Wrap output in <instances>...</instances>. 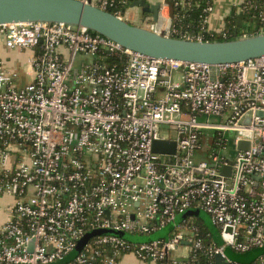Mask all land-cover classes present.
Here are the masks:
<instances>
[{"label":"built area","instance_id":"obj_1","mask_svg":"<svg viewBox=\"0 0 264 264\" xmlns=\"http://www.w3.org/2000/svg\"><path fill=\"white\" fill-rule=\"evenodd\" d=\"M212 10L204 8L205 25ZM145 28L202 40L177 31L171 19ZM0 39L30 51L24 85L0 61V195L13 197L0 227V264H120L125 253L182 264L202 248L199 228L185 219L167 238L145 242L94 235L66 259L89 231L150 235L191 208L218 229L222 244L205 250L214 259L241 264L224 248L264 246V55L219 65L152 58L64 22L2 24ZM155 140L174 141V153L153 151ZM241 140L249 147L237 150L223 175V151ZM250 264H264V254Z\"/></svg>","mask_w":264,"mask_h":264},{"label":"water","instance_id":"obj_2","mask_svg":"<svg viewBox=\"0 0 264 264\" xmlns=\"http://www.w3.org/2000/svg\"><path fill=\"white\" fill-rule=\"evenodd\" d=\"M131 5L141 7L142 11L151 13L154 22L158 21L159 9L161 6L160 2L149 4L146 0H135ZM35 21L64 22L84 26L93 32L104 35L120 43L123 47L140 52L152 58L219 65L236 63L264 55V33L222 41L188 40L166 36L143 26L131 24L109 11L80 0H0V25L12 22ZM242 21L243 17H238L235 29L242 26ZM246 122H248V119ZM230 136H232V134ZM248 147L249 141L241 140L237 142L235 148L231 145L226 151H223L222 154L229 159L228 164L221 170L223 175L230 174V165L233 162L237 150H245ZM152 148L153 151L158 153L172 154L175 151V142L169 140H155ZM203 214L210 220L209 216L200 209H187L176 217L174 223L167 225L159 232H155L147 237L110 229H95L89 231L79 240L66 260L73 258L81 250L83 245L86 244L92 236L97 234H114L136 242L167 238L173 225L179 223L186 216L200 218L209 228L211 234L214 235L213 230L207 225L205 218L202 217ZM213 227L215 226L213 225ZM214 239L216 244H222L219 232L218 240L215 236ZM253 249L255 250L244 257L242 261L233 258L230 260L241 264H250L260 255L264 254V246L252 248L245 252H250ZM214 264L229 263L225 262L221 256L216 255Z\"/></svg>","mask_w":264,"mask_h":264},{"label":"trees","instance_id":"obj_3","mask_svg":"<svg viewBox=\"0 0 264 264\" xmlns=\"http://www.w3.org/2000/svg\"><path fill=\"white\" fill-rule=\"evenodd\" d=\"M133 1L135 0H114L115 6L108 8L107 11L111 13H115L116 11L124 13ZM164 1L169 9L171 24L177 31L180 33H189L191 35H202V40L205 41H222L240 38L245 32L248 33V36H251L257 34V29L264 24V0H234L235 2H240L238 4L239 6L233 4L230 14L226 17L224 29L219 32L208 31L203 21L206 15L204 8L208 4L212 5L214 0H182V3H180L181 0ZM237 8H240L238 12ZM240 16L243 17L242 22H251L254 25L253 30L250 31L251 28H246L244 25L235 29L237 19ZM172 37L177 36L172 35ZM107 57H109L107 59L109 62L117 61L112 55H107ZM216 141H218L216 133L208 137L210 150L216 148ZM184 219L188 223L194 222L199 228L202 235V248L192 251L189 255V259L182 261V264H205L212 262L214 258L209 256L205 250L208 246H211L213 242L216 244L214 235L211 234L209 228L200 218L186 216ZM147 236L149 235H144V237Z\"/></svg>","mask_w":264,"mask_h":264},{"label":"crops","instance_id":"obj_4","mask_svg":"<svg viewBox=\"0 0 264 264\" xmlns=\"http://www.w3.org/2000/svg\"><path fill=\"white\" fill-rule=\"evenodd\" d=\"M149 4H154L156 2L163 3L164 0H146ZM234 0H214L213 1V10L210 13L206 25V29L208 31H215L219 32L224 29L226 17L230 14L231 8L234 4ZM166 12V13H165ZM166 14V15H165ZM123 19L127 22L143 26L151 23H158L162 25H166L168 23L169 17V9L167 6H163L159 10V18L158 21L154 22L152 20L151 13H147L142 11L141 7L139 6H132L130 5L124 12ZM246 28H253V24H249L246 22H242ZM30 54L29 50L26 49H9L4 46L3 40L0 39V61L3 62L5 66L8 68H19L22 65L26 66V58ZM19 71V70H18ZM29 70L26 71V75L28 74ZM20 84V83H19ZM205 142V141H204ZM13 203V197L8 194H1L0 195V227L10 219V211L11 205ZM160 231V230H159ZM157 231V232H159ZM178 255H182L183 251H178ZM120 264H153L150 260H140L135 257L133 254L125 253L120 257L119 260Z\"/></svg>","mask_w":264,"mask_h":264},{"label":"rangeland","instance_id":"obj_5","mask_svg":"<svg viewBox=\"0 0 264 264\" xmlns=\"http://www.w3.org/2000/svg\"><path fill=\"white\" fill-rule=\"evenodd\" d=\"M166 13V12H165ZM166 15V14H165ZM249 24L251 25L252 23L249 22ZM253 30V28L250 29V31ZM248 33H244L242 37H245V36H248L247 35ZM17 70H19V83L20 85H24L26 84L28 81H29V76L26 75V71L28 70L27 67H25V65H22L20 66L19 68H17ZM211 122H225V120L223 119H220V118H217V117H209L208 118ZM168 133V130L167 129H164L162 128L160 130V134L161 135H165ZM207 132L205 131V134ZM232 134V133H231ZM230 132L227 133L228 136L231 135ZM170 136L172 137V134L170 133ZM202 214V212H201ZM203 218H205V222L207 223V225L213 230L214 232V236L215 238L218 240V230L213 227V225L211 224L210 220H208V217H206L205 214L202 215ZM144 237V236H143ZM226 250V251H225ZM255 249H253L252 251L250 252H239V251H236L234 249H232L230 246H227L224 248V253L226 254L227 257H229V259L233 258V259H236V260H239V261H242L244 260V257H246L248 254H250L251 252H253ZM186 254V251H184L183 249V254L182 255H185Z\"/></svg>","mask_w":264,"mask_h":264}]
</instances>
